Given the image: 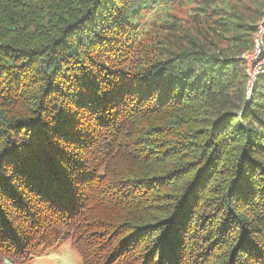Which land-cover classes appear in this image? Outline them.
<instances>
[{
	"label": "trees",
	"instance_id": "1",
	"mask_svg": "<svg viewBox=\"0 0 264 264\" xmlns=\"http://www.w3.org/2000/svg\"><path fill=\"white\" fill-rule=\"evenodd\" d=\"M156 1L0 0V264H264V0L130 39Z\"/></svg>",
	"mask_w": 264,
	"mask_h": 264
},
{
	"label": "rangeland",
	"instance_id": "2",
	"mask_svg": "<svg viewBox=\"0 0 264 264\" xmlns=\"http://www.w3.org/2000/svg\"><path fill=\"white\" fill-rule=\"evenodd\" d=\"M202 0H157L156 2L149 4L148 7H144L142 11L133 14L130 18L134 32L130 35V39H139L140 36L145 34L150 27L157 28L161 22L165 20H173L174 18L185 20L190 14L194 12V7L204 8ZM210 6L217 8L229 9L232 5H240L237 0H211ZM247 1V0H246ZM260 2V0H257ZM259 3H257L258 7ZM254 6V5H253ZM241 13L247 16L249 19L252 15V11L246 10L241 6ZM253 10V9H252ZM200 12V11H199ZM264 23V10L260 17H258L254 23ZM264 43V37H263ZM242 55V54H241ZM255 81V80H254ZM245 86V99H250L251 90L253 84ZM246 102L244 103V106ZM243 106V107H244ZM27 264H82L79 253L72 245V240H68L58 248L48 250L39 256H36L32 261Z\"/></svg>",
	"mask_w": 264,
	"mask_h": 264
},
{
	"label": "built area",
	"instance_id": "3",
	"mask_svg": "<svg viewBox=\"0 0 264 264\" xmlns=\"http://www.w3.org/2000/svg\"><path fill=\"white\" fill-rule=\"evenodd\" d=\"M255 30L253 47L241 55L245 63L247 85L252 84L255 77L264 71V23H256Z\"/></svg>",
	"mask_w": 264,
	"mask_h": 264
}]
</instances>
